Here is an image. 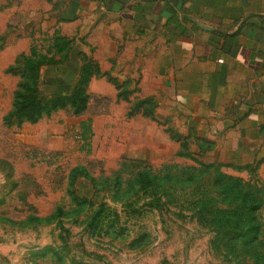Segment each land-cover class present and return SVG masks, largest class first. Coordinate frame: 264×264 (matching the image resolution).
<instances>
[{"label": "rangeland", "instance_id": "obj_1", "mask_svg": "<svg viewBox=\"0 0 264 264\" xmlns=\"http://www.w3.org/2000/svg\"><path fill=\"white\" fill-rule=\"evenodd\" d=\"M67 9V0H0V264H264V206L257 212L258 241L234 240L227 227L232 219L226 218L233 210L212 186L213 172L190 186L167 181L142 188L135 182L140 171L164 177L170 171L180 175L179 166L222 163L231 165L223 173L264 189V162L257 160L264 159V138L254 151L247 152L245 141L235 152L229 148L236 141L226 144L211 126H164L163 119L142 115L149 106L131 115L147 98L161 115L169 101L167 84L143 76L147 67L136 70L121 64L120 56L101 57L90 34H76L86 30L84 20L77 30L68 25L74 20ZM55 31L73 48L42 67L43 97L72 93L86 60L102 62L108 76L91 80L88 107L80 114L67 108L37 123H7L20 81L8 69L33 43L49 49ZM111 77L124 87L118 89ZM89 119L87 148L80 126ZM215 137L219 153L206 142ZM60 208L66 214L39 221Z\"/></svg>", "mask_w": 264, "mask_h": 264}, {"label": "crops", "instance_id": "obj_2", "mask_svg": "<svg viewBox=\"0 0 264 264\" xmlns=\"http://www.w3.org/2000/svg\"><path fill=\"white\" fill-rule=\"evenodd\" d=\"M67 3L74 20L68 25L77 30L84 20L86 30L76 34H90L101 57L147 67L143 76L167 84L169 101L156 113L164 126H211L226 144L236 141L229 148L235 152L245 141L247 152L254 151L263 140L264 0ZM128 51L131 57L122 59Z\"/></svg>", "mask_w": 264, "mask_h": 264}, {"label": "trees", "instance_id": "obj_3", "mask_svg": "<svg viewBox=\"0 0 264 264\" xmlns=\"http://www.w3.org/2000/svg\"><path fill=\"white\" fill-rule=\"evenodd\" d=\"M52 46L43 51V46L33 43L30 47L29 53H21L14 66L8 69L9 73L18 75L20 81L14 93L13 109L6 116L7 123L16 121L18 125L24 123H37L44 116L50 115L58 110L71 108L75 114L84 112L89 103V95L87 87L93 78L108 76V73L102 72L97 62L93 60H86L81 68L80 80L77 82L72 93L68 95H53L51 97H43L39 90L40 72L43 66L55 63L53 57L56 55L62 58L72 50L73 42L58 31H55L51 37ZM52 54V57L49 55ZM118 89L124 87L118 80L110 78ZM120 84V85H119ZM118 98H124L122 93L118 94ZM143 106H149L150 109L142 112V115L156 121L157 104L153 98H147L139 101L135 108L131 110V115L140 113ZM164 125V124H163ZM81 137L85 147L89 148L91 136L93 134L92 120L89 119L81 123ZM172 132V129H169ZM176 137V136H175ZM180 140V137H177ZM211 144V149L214 143L206 141ZM188 152H182L187 157L191 156ZM264 162L260 161L259 163ZM226 164H201V169L189 167H176L180 175L173 172H168L164 177L153 174L149 171L138 172L136 174L135 182L142 188H153L158 184L167 181L177 183L183 186H190L197 183L199 179L213 172L215 174V181L212 186L221 196L222 200L230 203L232 216L226 217L230 224H227L228 229L231 230L234 240L243 239L247 244L256 243L259 239L261 225L257 221V212L264 206V189L255 190L250 183H244L241 178L227 175L221 171L223 167H230ZM244 168V167H239ZM245 168H250L246 166ZM252 169V168H250ZM73 179L71 185L74 184V179L79 169L73 172ZM94 181V180H93ZM71 198L78 202L79 198L71 192ZM74 212L68 213L72 215ZM63 214H66L62 208L57 210L53 215L47 218H39L40 222L49 223L58 219ZM223 229L224 226L221 225ZM250 237V238H249Z\"/></svg>", "mask_w": 264, "mask_h": 264}]
</instances>
